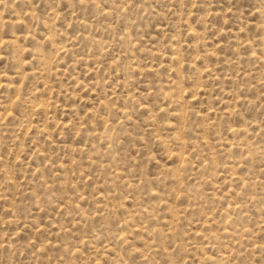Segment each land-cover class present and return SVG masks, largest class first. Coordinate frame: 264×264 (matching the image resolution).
I'll return each instance as SVG.
<instances>
[{
    "label": "rangeland",
    "instance_id": "1",
    "mask_svg": "<svg viewBox=\"0 0 264 264\" xmlns=\"http://www.w3.org/2000/svg\"><path fill=\"white\" fill-rule=\"evenodd\" d=\"M0 264H264V0H0Z\"/></svg>",
    "mask_w": 264,
    "mask_h": 264
}]
</instances>
